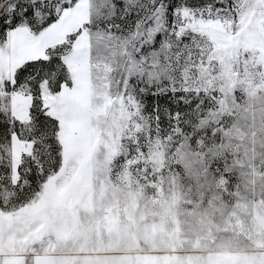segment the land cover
I'll return each mask as SVG.
<instances>
[{"label": "snow or ice", "instance_id": "1", "mask_svg": "<svg viewBox=\"0 0 264 264\" xmlns=\"http://www.w3.org/2000/svg\"><path fill=\"white\" fill-rule=\"evenodd\" d=\"M0 264H264V0H0Z\"/></svg>", "mask_w": 264, "mask_h": 264}]
</instances>
